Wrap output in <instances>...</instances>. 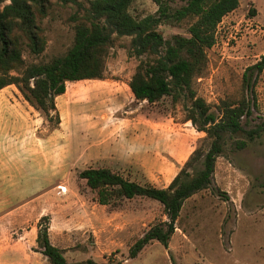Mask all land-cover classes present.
<instances>
[{"label":"rangeland","instance_id":"374dc122","mask_svg":"<svg viewBox=\"0 0 264 264\" xmlns=\"http://www.w3.org/2000/svg\"><path fill=\"white\" fill-rule=\"evenodd\" d=\"M90 3L55 2L40 20L47 46L40 55L25 49L26 64L65 54ZM158 6L153 0H134L129 10L143 18L156 14ZM190 24L163 23L159 30L166 39L188 36ZM130 43L129 36L115 39L104 79L67 83L56 99L58 128L16 85L0 90V184L1 178L9 181L0 195L18 211L12 218L16 226L0 227V244L11 260L48 264L42 253H35L30 232L20 237V229L30 231L35 221L49 215L51 239L62 245L69 262L92 258L102 263L113 257L122 264H264V134L246 148L228 149L218 157L211 186L184 202L168 247L155 240L129 257L135 241L167 219L158 201L135 197L116 210L93 206L95 193L79 177L81 170L109 167L140 184L167 187L205 136L186 120L182 104L172 105L170 96L156 103L134 98L129 82L139 60L129 55ZM207 54V67L194 82L198 95L213 109L224 99H240L243 71L264 54V0H240L218 25ZM256 89L252 124L264 121V72ZM96 218L101 226L97 234L91 223ZM66 221L69 234L62 241Z\"/></svg>","mask_w":264,"mask_h":264},{"label":"trees","instance_id":"16d2710c","mask_svg":"<svg viewBox=\"0 0 264 264\" xmlns=\"http://www.w3.org/2000/svg\"><path fill=\"white\" fill-rule=\"evenodd\" d=\"M77 0H0V90L16 85L24 99L39 110L54 128L61 124L56 99L63 95L68 82L104 79L106 60L117 37L129 36V55L139 63L129 82L134 98L149 103L170 96L172 105L182 104L186 120L205 136L185 161L167 187L143 185L126 178L109 167H88L79 177L95 193V200L110 210L124 207L126 200L147 197L163 206L166 220L152 225L130 247L135 258L153 241L165 247L176 232L184 202L211 186L218 157L227 150H242L264 134V121L252 124L258 108L256 85L264 72V54L243 74L240 99H224L216 109L198 95L195 79L208 64L207 50L216 42L220 22L235 11L240 0H153L156 14L136 18L130 12L134 0H91L86 21L75 26L73 45L65 54L48 62L26 64L24 50L40 55L47 46L40 20L55 2ZM191 21L189 35L163 36V23ZM51 218L43 215L37 223V247L48 264H122L118 258L97 262L92 258L69 262L64 249L52 243L49 234Z\"/></svg>","mask_w":264,"mask_h":264},{"label":"crops","instance_id":"0c3cea01","mask_svg":"<svg viewBox=\"0 0 264 264\" xmlns=\"http://www.w3.org/2000/svg\"><path fill=\"white\" fill-rule=\"evenodd\" d=\"M6 161H8V160H6ZM15 162H16V164H19V158H16ZM2 164H4V163L2 162ZM0 185H1V188H0L1 191L2 190L5 191V189L7 191L9 189L8 179L1 178V184ZM15 186L16 185H14V187ZM13 188H11V189H13ZM98 204L99 203L97 201H93V206L98 207ZM17 212H18L17 210L16 211L11 210V206L8 203L7 198L0 195V227L3 228V227H12L14 225L16 226L17 222L13 221L12 218H14L17 215ZM8 219L9 220L11 219V222H6ZM96 219H98V218H96ZM103 222H104V219H102L101 225L103 224ZM37 223H38V220L34 222L30 231L27 228L25 230L23 229L24 231L22 229H20L21 233H22L20 237H25V235L27 234L26 232H30L29 236L31 237V245H33L35 247H37V241H36L37 233H38ZM91 223H92L93 232H95L97 234L99 232V229H101V226L99 225V219L96 220L95 223H94V219H93L91 221ZM65 224L66 225H64L61 229L62 241H64L66 239L67 234H69L68 222L66 221ZM21 228H23V226ZM49 234H50V239H51V224L49 227ZM20 237H18V238H20ZM14 240H16V242H17L18 239H14ZM51 241H52V239H51ZM52 243H53V241H52ZM53 244L59 246L60 248H63L60 243H53ZM6 249H7V247H5L3 244L2 245L0 244V264H21V260H19L18 258L16 259V261L11 260L10 257L8 256L7 252L5 251ZM35 253H40V252L35 251ZM14 256H18V253L16 252Z\"/></svg>","mask_w":264,"mask_h":264},{"label":"built area","instance_id":"2783aa9c","mask_svg":"<svg viewBox=\"0 0 264 264\" xmlns=\"http://www.w3.org/2000/svg\"><path fill=\"white\" fill-rule=\"evenodd\" d=\"M62 189H63V191L62 192H65L64 190H65V187H62Z\"/></svg>","mask_w":264,"mask_h":264}]
</instances>
